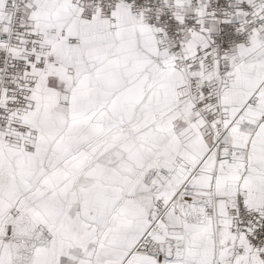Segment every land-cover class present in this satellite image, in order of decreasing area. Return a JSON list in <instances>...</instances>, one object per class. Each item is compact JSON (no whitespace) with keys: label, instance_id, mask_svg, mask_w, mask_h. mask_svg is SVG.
Wrapping results in <instances>:
<instances>
[{"label":"snow or ice","instance_id":"1","mask_svg":"<svg viewBox=\"0 0 264 264\" xmlns=\"http://www.w3.org/2000/svg\"><path fill=\"white\" fill-rule=\"evenodd\" d=\"M0 264H264V0H0Z\"/></svg>","mask_w":264,"mask_h":264}]
</instances>
